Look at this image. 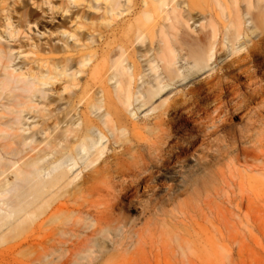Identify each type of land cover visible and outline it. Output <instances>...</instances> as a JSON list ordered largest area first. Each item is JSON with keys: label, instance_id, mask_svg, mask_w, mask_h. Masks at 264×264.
I'll use <instances>...</instances> for the list:
<instances>
[{"label": "bare ground", "instance_id": "6f19581e", "mask_svg": "<svg viewBox=\"0 0 264 264\" xmlns=\"http://www.w3.org/2000/svg\"><path fill=\"white\" fill-rule=\"evenodd\" d=\"M95 1L104 2L105 23L130 13L116 45L93 20H81L86 38L69 31L63 47L47 44L40 71L17 75L11 50L0 43V240L13 231V239L33 246V261L76 264L86 257L82 264H104L119 257L120 264H135L178 196L191 199L177 203L182 216H174L173 229L196 221L194 204L218 190L217 171L187 166L210 153L221 160L242 150L237 136L219 135L218 122L264 101V0ZM151 52V70L161 67L165 76L139 88L144 70L136 59ZM207 72L181 104L169 101L151 127L131 121V113L173 92V85ZM25 112L37 119L26 122ZM189 158L194 164L185 163ZM158 176L168 180L164 189ZM145 192L155 199L144 205L139 226L119 210L125 199L134 209Z\"/></svg>", "mask_w": 264, "mask_h": 264}, {"label": "rangeland", "instance_id": "374dc122", "mask_svg": "<svg viewBox=\"0 0 264 264\" xmlns=\"http://www.w3.org/2000/svg\"><path fill=\"white\" fill-rule=\"evenodd\" d=\"M103 12L104 2L95 0H0V43L11 50L9 55L12 59L13 72L20 75L40 71L47 44L51 42L57 48L63 47L65 43L61 38L66 39L69 31H81L86 38L89 33L86 28H81V20H93L103 31L111 35L108 42L113 44L115 41L113 45H116L128 26L126 22L130 13L126 11L105 23ZM158 12L160 16V10ZM158 20L159 17L155 21ZM106 38L102 41L103 46ZM73 40L70 38V43ZM99 44V41L93 43L92 50L99 51ZM228 52L224 51V55ZM152 54L153 52L136 59L142 71L144 70L143 77L138 78L139 88L144 81H153L155 76H165L161 67L157 73L151 70L148 59ZM184 64L186 60L180 61L178 65ZM211 73L207 72L193 82L186 81L173 85L170 87L174 89L173 92H164L154 104L134 111L136 114L131 113V121L134 120L139 127H151L156 120V114L169 101L175 100L181 104L185 92L203 83L206 76L209 77ZM114 82L111 84L114 85ZM135 104L138 106L140 102ZM252 106L249 113L233 109L227 118L218 122L221 127L219 135L229 133L237 136V145L242 148L241 151H232L221 160L214 159V155L210 153L209 158L199 165L187 166L192 172L197 169L203 172L213 169L217 171L218 177V190L213 189L210 193L204 194L199 202L194 204V211L190 214H194L196 221L190 219L191 222L186 221L184 224L180 222L178 228L173 229L174 216H182L179 212L180 205L177 207L179 202L191 199L187 194L178 196L175 204L167 206L168 213L161 216L164 220L159 222L158 233L153 241L147 240L141 244V253L135 264H264V101L252 103ZM132 110H137V107L134 109L132 106L130 111ZM33 114L25 112L24 115L28 117L25 121L30 123L36 120L37 118H31ZM188 131L184 133L186 136ZM198 147V151L204 153L205 147L197 144V149ZM112 151V148L106 149L108 153ZM237 153H240V159L235 158ZM210 157L213 158L212 161ZM185 163L194 164L190 158ZM82 175L83 172L79 177ZM159 178L158 176L156 179L157 183L164 189L168 180ZM140 194L143 201L139 197L137 200L140 202L137 201L134 209L125 207L128 202L125 199L122 203L124 208L121 207L123 209L119 210L122 214L124 211L130 215L128 217L126 214L129 221L133 218L138 219L139 226L144 222V208L150 200L155 199L151 192ZM6 234L7 238L0 240V264H48L47 261H33L31 259L33 246L20 239H13V231L7 230ZM23 235H27V232L21 233L19 237ZM112 242L108 239V249L111 253H117ZM97 248L99 246L95 244L94 249ZM118 258L113 257L110 259L112 262L107 259L111 263L105 262L106 259L103 262L113 264V261L115 263V260H118L119 264L120 261L125 263L124 259ZM84 262H87L86 257L79 258L76 264ZM57 263H59L57 259L52 262Z\"/></svg>", "mask_w": 264, "mask_h": 264}]
</instances>
